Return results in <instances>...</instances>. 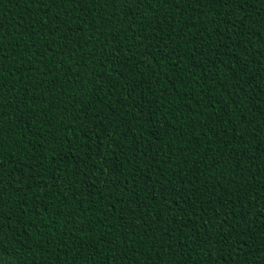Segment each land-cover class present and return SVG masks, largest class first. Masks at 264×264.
I'll return each mask as SVG.
<instances>
[{
	"label": "trees",
	"instance_id": "obj_1",
	"mask_svg": "<svg viewBox=\"0 0 264 264\" xmlns=\"http://www.w3.org/2000/svg\"><path fill=\"white\" fill-rule=\"evenodd\" d=\"M0 97V264H261L264 0H0Z\"/></svg>",
	"mask_w": 264,
	"mask_h": 264
},
{
	"label": "snow or ice",
	"instance_id": "obj_2",
	"mask_svg": "<svg viewBox=\"0 0 264 264\" xmlns=\"http://www.w3.org/2000/svg\"><path fill=\"white\" fill-rule=\"evenodd\" d=\"M120 2L122 3L123 0H120ZM137 2H140V0H137ZM178 2H179V0H177V3ZM215 2L222 3L225 6H231L233 4H239L241 7H243L244 3H246L247 0H215ZM116 3H117V0H104V4L107 7H110V6H112L113 4H116ZM134 46L135 45H133V47ZM113 59H115V57H113ZM244 67H246V65ZM239 71H243V67ZM239 83H240V81H237V85H239ZM54 86L55 85H53V87ZM3 99H4L3 97H0V108H2V106H3ZM2 114L3 113H0V115H2ZM198 172H199V169H197L196 172H194V175H196ZM29 179H34V175L29 177ZM0 182H2V181H0ZM0 199H2V196H0ZM180 199H183V196H180ZM240 219H243V217L241 216ZM222 223L223 224H228V220L225 218V219H223ZM229 227H231V225H229ZM247 231H250V229L245 231V235L247 234ZM0 234H2V233H0ZM197 235H199V233H197ZM211 239H212V237L208 236L202 242L204 244H207ZM226 247L232 249V253L236 254L237 248H241L242 249L243 245L240 243V241H237L236 245L227 244ZM183 248H184V251H188V248H187L186 245L183 246ZM192 251H195V249H192ZM249 254L250 253H246V255H249ZM5 255H7V251L5 249H0V258L4 257ZM259 259H260L261 264H264V252L261 253ZM254 264H255V262H254Z\"/></svg>",
	"mask_w": 264,
	"mask_h": 264
}]
</instances>
